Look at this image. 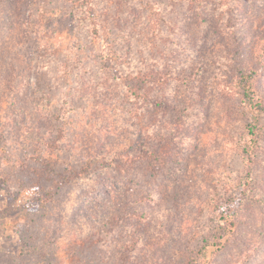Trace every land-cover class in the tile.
<instances>
[{
	"label": "rangeland",
	"instance_id": "374dc122",
	"mask_svg": "<svg viewBox=\"0 0 264 264\" xmlns=\"http://www.w3.org/2000/svg\"><path fill=\"white\" fill-rule=\"evenodd\" d=\"M250 68L264 0H0V264H264Z\"/></svg>",
	"mask_w": 264,
	"mask_h": 264
},
{
	"label": "trees",
	"instance_id": "16d2710c",
	"mask_svg": "<svg viewBox=\"0 0 264 264\" xmlns=\"http://www.w3.org/2000/svg\"><path fill=\"white\" fill-rule=\"evenodd\" d=\"M94 32L97 30L94 28ZM6 55L11 56V52L9 50H6ZM4 56V57H5ZM258 70L255 68H250L247 71L242 72L237 77L238 81V88H239V95L241 98V101L244 103V106L247 110L253 111V112H263L264 111V97L259 93L257 88V81L256 78L258 76ZM127 80V78H125ZM144 78L141 77H128V86L133 90L134 95L136 97H144L143 93H138L137 87L140 86V84H143ZM246 136L244 138V148L242 149V156L244 163L249 166L251 164L252 156L251 152L252 150H255L258 146V142L260 140V137L262 136V128L259 125H255L254 123H248L246 126ZM247 179L244 180V189L246 187V184L248 186L249 181L251 180L250 173H248ZM247 188V187H246ZM147 196V195H146ZM145 197H137V201H142ZM128 197V195H127ZM122 217H128V205H124L122 208ZM134 214V213H132ZM231 216H228V214H225L224 220L226 221L225 229L229 230L232 228V226L235 224L234 221L231 219ZM215 242V241H212ZM208 245V244H207ZM206 245V247H207ZM206 253V252H205ZM206 258V256H205Z\"/></svg>",
	"mask_w": 264,
	"mask_h": 264
}]
</instances>
